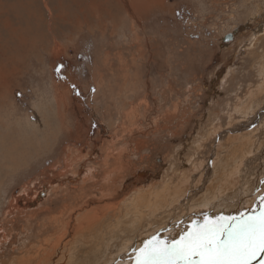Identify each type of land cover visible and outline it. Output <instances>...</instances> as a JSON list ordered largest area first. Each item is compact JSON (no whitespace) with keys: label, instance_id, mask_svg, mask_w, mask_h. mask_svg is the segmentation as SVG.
Segmentation results:
<instances>
[{"label":"rangeland","instance_id":"rangeland-1","mask_svg":"<svg viewBox=\"0 0 264 264\" xmlns=\"http://www.w3.org/2000/svg\"><path fill=\"white\" fill-rule=\"evenodd\" d=\"M127 1L0 0V178L18 174L0 185V264L45 251L68 213L176 181L177 169L192 160L199 166L186 171L194 177L185 210L188 199L215 184L217 162L235 146L227 133L256 137L237 174L243 193L229 206L231 216L261 207L255 201L264 197V100L246 113L241 103L263 82L264 0H143L140 12L138 0ZM229 32L233 39L223 43ZM52 114L63 120L56 137ZM19 142L31 166L8 172L3 166L18 158ZM100 190L111 198L102 200ZM237 203L248 207L238 212ZM170 213L164 228H181L178 235L209 215ZM76 222L61 244L72 239ZM83 249L79 260L87 257Z\"/></svg>","mask_w":264,"mask_h":264},{"label":"bare ground","instance_id":"bare-ground-1","mask_svg":"<svg viewBox=\"0 0 264 264\" xmlns=\"http://www.w3.org/2000/svg\"><path fill=\"white\" fill-rule=\"evenodd\" d=\"M134 1L136 0H133V2ZM140 1L141 0L136 1L138 2L136 10L138 12L143 10V7H145L144 5H146L143 4V0L141 1L142 3H139ZM260 57L261 61L258 64L260 73L263 76V82L260 84V86H258V88L256 87L257 90L254 91V93H250V95H248V99H244L242 101L241 104H244L242 105V111H244V113L252 111L254 108L257 109L264 100V53H262ZM247 92L248 90L246 93ZM240 109V105H236L233 108V113H237V111L239 112ZM228 134L229 133L226 134L228 137L225 136V138L227 137V142L230 145L235 144V146L233 147L234 149L229 156H225L221 161L217 162V170H214L212 173L215 176V184L211 185L209 189L207 188L208 190H205L206 194L202 196H196L195 198L191 199H188L187 197V204H184L185 210H183V208L180 206L186 197L185 194L187 189L185 190V188L190 183V179L194 177L192 174H186V171L188 169H195L197 166H199L196 163L193 165L192 160L188 161L189 164L185 167V169H177V171L175 170L177 172L175 174L178 178L176 181L175 178L173 179L168 177L165 180H161L159 182L160 184L156 186L149 185V188H134L132 193L129 194L127 198L125 196V198L118 201L117 203L102 205L98 208H95V206V209L92 208L93 210L91 209V211L83 212V214L79 213L78 216H72L73 213H68L69 222H58V226H61L63 233H61V230L58 229L59 231L56 238L46 241L47 243L50 241L49 246L47 245L46 247L49 250L45 248V251L41 252V250L40 252L38 251V253L35 252V255L31 254L28 256L19 257L16 260L14 259V264H49L54 260V255L57 253H60V258L54 264H132V261L133 264H135L136 251L139 247H141L142 241H145L154 235L165 239H168L169 237L170 239H175V237L178 238V233L180 232L181 228L175 229L174 227H171L169 231H172V235L164 233L169 232L164 228L165 225H168L167 220L173 219L170 215V211L177 209L179 212L180 210L181 212H191L197 209H205L206 213L209 214H207L208 217L213 218L221 215L231 216L232 214H235L231 208L229 209V206L234 205L235 200L239 201L240 194L243 193V184L241 183L242 185H239V187L236 185V183L238 184L239 182V175L237 174L238 171L242 169L246 157L249 158V156L255 152L256 137L253 140L249 137H246L244 140L240 139L242 136H233ZM259 149L260 148H258L257 151ZM260 153L261 151L258 152L259 155ZM92 173L93 172H88L87 174L90 177V174ZM110 175L105 173L104 178L108 180L107 178H109ZM245 185H248V183ZM2 191L3 190L0 189V194ZM231 191H233V198L230 197L229 199L227 197H229V193L231 194ZM99 194V197L102 200L111 198L109 197L110 193L108 194L102 190H100ZM258 199L255 201L256 203H260ZM225 202H229L228 207L226 206ZM246 207H248V205L246 206V203H237L236 207L234 206V209L236 208L235 210L240 212L242 209L245 210ZM197 217L195 220L198 221L199 219H197ZM73 218H75L77 222L74 226L75 231L73 233L72 239H69L68 242L61 244L62 239H64L63 236L65 234L66 237L69 236L68 227L69 224L73 222ZM82 219L85 222L84 224H81ZM202 220L203 219H201V221ZM188 227L184 226L182 228L183 231L187 230ZM119 233H125L127 235L130 234L128 236L130 238L127 236H122V234L119 235ZM81 247L85 249V254L87 257L85 259L83 258L79 260L78 253L82 250ZM130 247H133L132 252L129 249ZM133 252L135 255L132 257Z\"/></svg>","mask_w":264,"mask_h":264},{"label":"snow or ice","instance_id":"snow-or-ice-1","mask_svg":"<svg viewBox=\"0 0 264 264\" xmlns=\"http://www.w3.org/2000/svg\"><path fill=\"white\" fill-rule=\"evenodd\" d=\"M259 209L237 216H205L175 239L142 241L135 264H264V197Z\"/></svg>","mask_w":264,"mask_h":264},{"label":"crops","instance_id":"crops-1","mask_svg":"<svg viewBox=\"0 0 264 264\" xmlns=\"http://www.w3.org/2000/svg\"><path fill=\"white\" fill-rule=\"evenodd\" d=\"M53 115V114H52ZM53 118H55V121L52 123V128H51V131H52V133H53V135L56 137L59 133H60V130H61V128H59V122L61 123V126H62V121L63 120H61L60 119V117H59V115H53L52 116ZM63 127H64V123H63ZM65 128H67V126L65 125ZM20 145H22V143L21 142H19V146H18V144H15L14 145V147H13V149H14V151H15V154L17 155V159H10V163H11V166H7V165H5V166H3V169L4 170H6V171H12V170H14V169H17L18 170V168H19V166L21 165V164H24L25 166V168L26 169H28L31 165H29L28 166V164L29 163H27L26 162V160L24 159V155H26V150H25V147L26 146H24V144L22 145L23 146V148L22 147H20ZM26 145V144H25ZM44 148H46V149H48V146L46 147H44ZM22 150V151H21ZM22 152H24V155L22 154ZM8 153H12V152H9L8 151ZM13 154V153H12ZM27 156H29V154L27 153ZM25 161V162H24ZM14 167H16V168H14ZM10 175V176H9ZM18 174H5L4 175V178H0V185H6V184H8L9 183V178H13L14 176H17ZM5 176H9V178L8 177H5Z\"/></svg>","mask_w":264,"mask_h":264},{"label":"flooded vegetation","instance_id":"flooded-vegetation-1","mask_svg":"<svg viewBox=\"0 0 264 264\" xmlns=\"http://www.w3.org/2000/svg\"><path fill=\"white\" fill-rule=\"evenodd\" d=\"M208 31H209V30H208ZM212 31H214V30H212ZM215 31H216V30H215ZM209 32H210V31H209ZM220 32H224V29H222ZM209 35H210V37H211V36L213 35V33L211 34V32H210ZM229 35H230V39L232 40V39H233V33L230 34V32H229V34H225V35H223V36H224V38H225V37H228ZM212 38H214V37H212ZM230 39L227 41V43L231 41ZM209 41H210V40H209ZM210 42H211V41H210ZM223 43H225V42H223ZM48 172H49V174L47 173V179H48V177L51 178L52 175H53V172H51V175H50V171H48ZM39 179L41 180V178H39ZM61 179H62V178H60V180H61ZM37 181L39 182V180H37ZM37 181L32 180L31 183H34V185H35V184L38 183ZM51 181H52V179H50V180L48 179V182H47V183H49V182H50V183H53V182H51ZM20 185H22V183L19 182V186H20ZM55 185H56L55 183L52 184V186L50 187V192H51L53 186H55ZM57 185H58V184H57ZM61 186H62V184H61V182H60V187H61ZM58 187H59V185H58Z\"/></svg>","mask_w":264,"mask_h":264},{"label":"water","instance_id":"water-1","mask_svg":"<svg viewBox=\"0 0 264 264\" xmlns=\"http://www.w3.org/2000/svg\"><path fill=\"white\" fill-rule=\"evenodd\" d=\"M230 39V35L222 39L223 42H227Z\"/></svg>","mask_w":264,"mask_h":264}]
</instances>
